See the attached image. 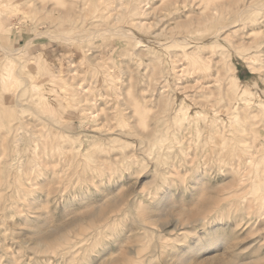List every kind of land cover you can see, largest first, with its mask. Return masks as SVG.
I'll list each match as a JSON object with an SVG mask.
<instances>
[{
  "label": "rangeland",
  "instance_id": "rangeland-1",
  "mask_svg": "<svg viewBox=\"0 0 264 264\" xmlns=\"http://www.w3.org/2000/svg\"><path fill=\"white\" fill-rule=\"evenodd\" d=\"M8 68L0 264H264L260 0H0Z\"/></svg>",
  "mask_w": 264,
  "mask_h": 264
},
{
  "label": "bare ground",
  "instance_id": "bare-ground-1",
  "mask_svg": "<svg viewBox=\"0 0 264 264\" xmlns=\"http://www.w3.org/2000/svg\"><path fill=\"white\" fill-rule=\"evenodd\" d=\"M214 11V10H213ZM206 13V12H205ZM92 33V32H91ZM216 33V32H215ZM58 37V36H57ZM180 39L181 41H183V42H188V41H192L190 38H188V36H180V37H177V39ZM89 39V38H88ZM168 40V39H167ZM175 40V39H174ZM174 40H172V41H174ZM30 41V40H29ZM29 41H28V43H29ZM171 41V42H172ZM167 42V41H166ZM199 42V41H198ZM164 43V42H163ZM166 47V46H165ZM168 51V50H167ZM8 55H10L11 56V54L9 53ZM186 56V55H185ZM30 59L32 60L31 62L34 64V65H36V64H38V63H40L41 61H42V53H37V54H33V55H31V57H30ZM15 61H17V60H15V59H11V57H10V60H9V62L7 63V65L6 66H10L11 67V65L12 64H14L15 63ZM186 61V60H185ZM202 61H203V59H202ZM20 62V61H19ZM19 62H18V65H20L19 64ZM192 62V61H191ZM16 64V63H15ZM41 64V63H40ZM199 65H201V64H199ZM202 66V65H201ZM247 66H248V64H247ZM201 68V67H200ZM253 68V67H252ZM174 69V68H173ZM197 69H198V67H197ZM194 73V72H193ZM12 71H11V68H8L7 70H5L3 73L1 72L0 73V84H1V86H3V88L4 89H6V87H5V85L6 84H8V86H10L11 85V83L8 81L9 79H11V76H12ZM15 74H17V71H15ZM23 78V77H22ZM198 79V78H197ZM18 79H16L15 81H16V83L18 82L17 81ZM236 80V79H235ZM7 82H9V83H7ZM12 83H14V82H12ZM16 83H14V84H16ZM13 84V85H14ZM149 84V83H148ZM255 85V84H254ZM253 85V86H254ZM7 86V85H6ZM12 86V85H11ZM16 86V85H15ZM8 89V88H7ZM11 89V88H10ZM13 89V88H12ZM202 89H204V88H202ZM9 90V89H8ZM242 90V89H241ZM11 91V90H10ZM243 91V90H242ZM241 91V92H242ZM14 92V91H13ZM16 92H17V90H16ZM235 92H236V90H235ZM241 92H239V94L241 93ZM236 94V93H235ZM8 95V94H7ZM237 95V94H236ZM240 95H242V94H240ZM238 96V95H237ZM16 97V96H15ZM163 97V96H162ZM169 97V96H168ZM43 98V97H42ZM161 99H163V98H160V100ZM22 99H20V100H18L17 98L14 100L15 101V104L16 105H19V102H23V100L21 101ZM34 100V99H33ZM146 100V99H145ZM159 100V101H160ZM29 101V100H28ZM143 101V100H142ZM167 101V100H166ZM172 101V100H171ZM31 102V101H30ZM128 102V101H127ZM126 102V103H127ZM143 102H145V101H143ZM158 102V101H157ZM156 102V103H157ZM45 103H47L48 105H50V102L49 101H47V100H45ZM140 103V102H139ZM159 103V102H158ZM237 103V102H236ZM14 104V105H15ZM32 104V103H31ZM20 106V105H19ZM145 106V105H144ZM171 106V105H170ZM13 107V106H12ZM16 107V106H15ZM50 107V106H49ZM181 107V106H180ZM202 107V106H201ZM244 107V106H243ZM14 108V107H13ZM18 108V107H17ZM16 108V109H17ZM184 108V107H183ZM16 109L15 110H13V111H15L16 112ZM170 109V108H169ZM178 109H180L179 107H178ZM177 109V110H178ZM46 110H47V108H46ZM54 110H55V108H54ZM172 110V109H171ZM176 110V111H177ZM10 111V110H9ZM18 111V110H17ZM45 111V110H44ZM52 111V110H51ZM173 111V110H172ZM196 111V110H195ZM11 112H12V110H11ZM15 112H13V113H15ZM146 112V111H145ZM9 113V112H8ZM199 113V112H198ZM54 114V113H53ZM161 114H163V113H161ZM55 115V114H54ZM174 115V114H173ZM89 116V115H88ZM145 116V115H144ZM148 116V115H147ZM11 117V116H10ZM171 117V116H170ZM186 117H187V115H186ZM176 118V117H175ZM199 118V117H198ZM169 119V118H168ZM171 119V118H170ZM190 119V118H189ZM188 119V120H189ZM13 120V119H12ZM145 120V119H144ZM174 120V119H173ZM9 123V122H8ZM145 124H146V122H145ZM8 126V125H7ZM179 126V125H178ZM5 127V126H4ZM151 127V126H150ZM1 128V127H0ZM153 129H154V127H152ZM162 128V127H161ZM211 128V127H210ZM2 130V128L0 129V131ZM3 131V130H2ZM121 131V130H120ZM152 131V130H151ZM169 131V130H168ZM117 132V131H116ZM122 132V131H121ZM164 132V131H163ZM1 133V132H0ZM11 133V132H10ZM137 133V132H136ZM135 133V134H136ZM149 133H150V131H149ZM161 133V132H160ZM6 134V133H5ZM118 134H120V133H118ZM124 134V133H123ZM143 134V133H142ZM152 134V133H151ZM1 135V134H0ZM104 135V134H103ZM130 135V134H129ZM129 135H125V136H129ZM166 135V134H165ZM172 135V134H171ZM9 136V135H8ZM145 136V135H144ZM154 136V135H153ZM1 137H2V135H1ZM121 137V136H120ZM119 137V138H120ZM143 137V136H142ZM125 138V137H124ZM123 139V138H122ZM3 141H6V139L5 140H3ZM128 141V140H127ZM8 141H6V143H7ZM10 142V141H9ZM1 144V143H0ZM4 144V143H3ZM7 145H8V143H7ZM1 146V145H0ZM127 146V145H126ZM4 149H6L5 148V146L3 147ZM8 148V147H7ZM33 148V147H32ZM9 149V148H8ZM10 150V149H9ZM9 152V151H8ZM4 155H6V154H4ZM3 155V156H4ZM5 157V156H4ZM8 158V157H7ZM104 158V157H103ZM7 161V160H6ZM116 161V160H115ZM11 187V186H10ZM0 202H1V200H0ZM1 204V203H0ZM58 242V241H57Z\"/></svg>",
  "mask_w": 264,
  "mask_h": 264
},
{
  "label": "snow or ice",
  "instance_id": "snow-or-ice-1",
  "mask_svg": "<svg viewBox=\"0 0 264 264\" xmlns=\"http://www.w3.org/2000/svg\"><path fill=\"white\" fill-rule=\"evenodd\" d=\"M260 9L262 12H264V0H260ZM108 176L106 174H101L97 180H96V183L97 184H100L101 181H103L104 183H107L108 182ZM191 181L193 183H195L196 180L198 179H202V177H198V176H193L190 178ZM160 185V181L157 180L155 181L153 184H150L146 187V190H145V194L147 195V192L152 190L154 187ZM162 190L159 191V198H158V201L157 203L159 204L160 207H163L167 204L170 203V200H169V197L171 195V193L168 191L167 188H163L161 186ZM87 193H81V196L82 197H87ZM155 206V205H154ZM145 211H150L149 209H145ZM123 225H116L115 228H114V232H113V238L117 237L120 232L122 231L123 229ZM114 242V239H106L105 237H101L100 240L98 241V247L100 249H103L104 247H107L110 243H113Z\"/></svg>",
  "mask_w": 264,
  "mask_h": 264
},
{
  "label": "crops",
  "instance_id": "crops-1",
  "mask_svg": "<svg viewBox=\"0 0 264 264\" xmlns=\"http://www.w3.org/2000/svg\"><path fill=\"white\" fill-rule=\"evenodd\" d=\"M239 73L240 72H243L242 73V77H247V76H249L250 75V70L247 68V67H244V66H241L238 70H237ZM240 75H238V77H239ZM240 78V77H239Z\"/></svg>",
  "mask_w": 264,
  "mask_h": 264
}]
</instances>
